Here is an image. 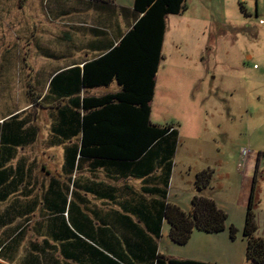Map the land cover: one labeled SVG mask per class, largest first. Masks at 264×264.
<instances>
[{
	"label": "crops",
	"instance_id": "1",
	"mask_svg": "<svg viewBox=\"0 0 264 264\" xmlns=\"http://www.w3.org/2000/svg\"><path fill=\"white\" fill-rule=\"evenodd\" d=\"M61 4L63 6L59 7L56 15V51L54 54H49V49L44 52L56 62H51L54 64L51 70L47 68L43 73L39 72L41 78L34 82V70L30 64L35 60L27 56L28 52L24 57L18 54L17 45L13 52L16 56L0 58V64L24 62L27 64L26 73L29 70L26 76L28 82L24 87L28 101L18 108L9 105L0 108L6 109L0 113V264H39L40 260L46 264H60L61 261V264H99L98 254L74 238L70 227L105 253L107 258L102 259L104 264H155L158 256L209 264V253L203 239L207 234L194 231L184 246H178L170 240V227L163 216V194L166 192L165 203L190 213L192 198L197 193L195 176L210 169L213 172L211 189L204 195L211 197L219 209L227 212L232 206H227L230 202L221 191L217 193L220 187L214 185L218 160H214L212 165L207 162L203 168H196L191 159L193 152L189 151V168L183 165L182 169V174L187 173L189 178V187H181L172 193L171 185L168 189L164 186L165 172L170 163V178L174 171L176 150L172 156L166 152V148L172 145V138H166L162 145L144 153L142 160L133 163L123 162L125 157L95 160L81 159L79 156L82 116L85 113L100 112L104 107L106 110L111 108L112 112H122L124 109L130 113L133 112L130 110L139 107V101L135 102L131 96V88L128 86L123 90L114 76H111L106 87L87 86L83 80L84 66L116 47L141 17L134 13V0L127 4H114L110 0H64ZM19 34L27 40L33 37L32 33ZM45 34L47 40L44 43L47 47L55 32L53 34L50 30L45 31ZM165 35L161 60L154 76L153 99L148 104L149 120L151 105L156 97L159 70L164 60ZM30 44L27 42L26 45ZM39 50L42 55L43 48L40 45ZM97 70V66L88 69V77ZM2 81L5 87L1 86ZM6 84L12 86L14 83H10L5 72H1L0 96L5 97L0 100L1 103L10 97L5 91ZM122 90L124 96L120 98L127 100H111L105 106H95L89 102L120 94ZM34 107L48 118L44 124V135L30 119L28 110ZM119 120L115 117L113 122L120 125ZM97 124L99 121L92 122V126ZM131 124L129 120L128 125ZM37 145H42L40 153L34 150ZM51 152L59 153L60 156L57 176L51 175L44 165L38 164L37 159H50L48 155ZM258 155L260 153L249 157L248 166L240 179L242 186L233 197L235 205L231 209L239 217L246 216L253 177L255 175L256 179L257 176ZM69 160L73 161L72 172L68 167ZM146 169H150L149 176H136L140 171L146 173ZM51 205L58 210H51ZM228 221L230 225L231 221ZM49 239L54 244H49ZM57 252L58 258L50 255ZM109 258L113 262L108 261Z\"/></svg>",
	"mask_w": 264,
	"mask_h": 264
},
{
	"label": "rangeland",
	"instance_id": "2",
	"mask_svg": "<svg viewBox=\"0 0 264 264\" xmlns=\"http://www.w3.org/2000/svg\"><path fill=\"white\" fill-rule=\"evenodd\" d=\"M62 1L0 0V58L16 56L13 54L16 45L22 57L28 52L27 56L35 60L30 64L34 82L41 78L44 69L54 67L51 62L56 63L44 52L56 51V15ZM184 6L180 15L167 17L164 60L151 105L152 124L172 125L178 131L175 149L178 157H174L169 181L171 192L189 187V178L187 173L182 174V169L183 165L189 168L190 151L196 168L218 160L214 185L220 187L217 193L221 191L230 202L227 206L233 207V197L242 186L241 166L247 157L260 153L252 212L257 228L254 236L264 240V0H184ZM18 30L21 34L32 33L34 38L27 40ZM50 30L55 36L46 47L45 31ZM39 45L43 48L42 55ZM26 65L24 62L0 64V73L5 72L8 81L14 83L6 84L5 91L10 97L5 103L0 101V108L5 105L18 108L28 101L29 97L24 95L29 72L26 73ZM1 86L5 87L3 81ZM4 98L0 96V100ZM5 110L0 109V113ZM28 113L44 135L47 116L35 107ZM41 147L37 145L34 150L40 153ZM48 156L50 159H37L38 164L57 176L59 153L51 152ZM231 208L225 212L227 224L221 232L225 233L207 234L203 238L209 264H251L245 257L242 234L245 214L239 217ZM228 220L236 230L234 239L229 234ZM47 242L54 244L52 239ZM50 255L59 257L58 252ZM39 264L46 263L40 260Z\"/></svg>",
	"mask_w": 264,
	"mask_h": 264
},
{
	"label": "trees",
	"instance_id": "3",
	"mask_svg": "<svg viewBox=\"0 0 264 264\" xmlns=\"http://www.w3.org/2000/svg\"><path fill=\"white\" fill-rule=\"evenodd\" d=\"M92 1L104 2L106 0ZM184 9V0H134V13L141 15V17L132 29L123 36L119 44L111 51L100 59L84 66L83 80L87 86L106 87L111 81V76H114L116 83L123 90L128 86L131 88V96L135 102L139 101V107L136 110H130L133 111L130 113L125 112L124 109L121 110L122 112H112L111 108L106 110V107L100 112L85 113L82 116V140L79 150L81 159L96 160L99 158L125 157V159H122L125 163L138 162L142 160L144 153L154 151L155 147L162 145L166 138H172L173 140L172 145L166 148L167 154L172 156L176 148L178 132L172 125L159 127L151 124L148 104L153 99L154 76L161 60V47L166 30L165 20L169 16L180 15ZM96 66L98 70L93 71L88 77V69ZM123 90L120 94L90 100L89 102L95 106H105L111 100H127V98H120L124 96ZM129 99L132 101L131 98ZM115 117L120 119V125L113 122ZM129 120H131L132 124L130 126L133 129L128 125ZM95 121H99V124L92 126V122ZM114 137H123V139L118 140ZM68 167L72 172V160H69ZM149 170L146 169V173L139 170L140 172L136 173V176H149L151 174ZM170 173L171 163L164 176L166 189L169 186ZM212 177L213 172L210 169L196 174L194 186L197 193L192 198L190 213L183 212L176 205L165 203L166 192L163 194V216L169 224V238L174 244L178 246L186 245L194 231L205 234H218L225 230L227 214L217 207L211 197L204 195L205 192L211 189ZM254 183L255 175L251 185L242 234L246 244V260L251 264H264V240L254 236L257 229L252 212ZM54 207V205H51V210H58ZM67 212L69 213V210ZM69 230L80 243L90 247L98 254L99 264H104L102 259H106L107 256L103 251H100L94 244L91 245L88 241H85L87 239L71 227ZM235 233L236 230L231 226L229 234L232 239H234ZM108 261L113 262L111 258ZM155 264L206 263L177 261L158 256Z\"/></svg>",
	"mask_w": 264,
	"mask_h": 264
},
{
	"label": "bare ground",
	"instance_id": "4",
	"mask_svg": "<svg viewBox=\"0 0 264 264\" xmlns=\"http://www.w3.org/2000/svg\"><path fill=\"white\" fill-rule=\"evenodd\" d=\"M248 159H249V157H247V158L245 159L244 163H243L242 166H241V167H243V170H245V169L247 168V166H248ZM244 174H246V171L244 172Z\"/></svg>",
	"mask_w": 264,
	"mask_h": 264
}]
</instances>
